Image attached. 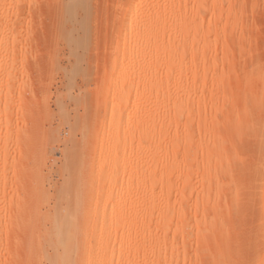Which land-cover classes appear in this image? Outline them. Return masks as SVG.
<instances>
[{
  "label": "rangeland",
  "instance_id": "374dc122",
  "mask_svg": "<svg viewBox=\"0 0 264 264\" xmlns=\"http://www.w3.org/2000/svg\"><path fill=\"white\" fill-rule=\"evenodd\" d=\"M118 1L0 0V264H252L264 0Z\"/></svg>",
  "mask_w": 264,
  "mask_h": 264
},
{
  "label": "bare ground",
  "instance_id": "6f19581e",
  "mask_svg": "<svg viewBox=\"0 0 264 264\" xmlns=\"http://www.w3.org/2000/svg\"><path fill=\"white\" fill-rule=\"evenodd\" d=\"M143 5H144L143 0H128L125 2L118 1L117 6H118L119 10H121V15H120L121 20L122 21H124V20L139 21L140 23H142L143 18L139 15V11L143 8ZM134 62H135V59L132 57V58L128 59L126 66H130ZM259 145L260 144H258V146ZM263 146H264V144H263ZM252 176H253V180H251V181H254V183H257L255 185L256 186L258 185V187L261 188V189H259V194L263 193L264 192V181H262V180L264 178H262V176L264 177V157L259 158L257 160V163L254 165V168H253ZM123 183H124V179H122L119 182L117 187L121 188L123 186ZM245 188H247V187L245 186ZM104 210H105V208H104ZM262 210L264 211V202L262 203ZM252 261H254V260H252ZM253 263L254 264H264V253L261 256H259L258 258H256V260Z\"/></svg>",
  "mask_w": 264,
  "mask_h": 264
}]
</instances>
